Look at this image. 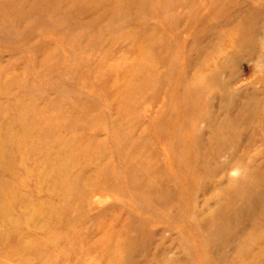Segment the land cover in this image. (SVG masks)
I'll list each match as a JSON object with an SVG mask.
<instances>
[{"label":"rangeland","instance_id":"obj_1","mask_svg":"<svg viewBox=\"0 0 264 264\" xmlns=\"http://www.w3.org/2000/svg\"><path fill=\"white\" fill-rule=\"evenodd\" d=\"M0 264H264V0H0Z\"/></svg>","mask_w":264,"mask_h":264}]
</instances>
